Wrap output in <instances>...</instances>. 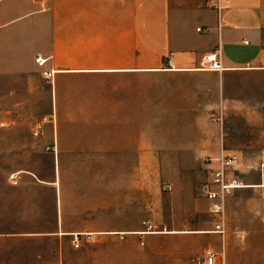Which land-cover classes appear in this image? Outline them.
<instances>
[{"label":"crops","instance_id":"obj_1","mask_svg":"<svg viewBox=\"0 0 264 264\" xmlns=\"http://www.w3.org/2000/svg\"><path fill=\"white\" fill-rule=\"evenodd\" d=\"M210 53L220 69L201 67ZM0 81L14 108L42 92L49 116L76 109L59 145L55 124L41 137L51 176L31 164L0 179V264H116V248L134 247L108 237L151 234L113 203V173L132 170L133 107L175 109V155L264 156V0H1ZM255 176L242 174L249 186L223 199L224 217L229 195L264 196ZM129 182L119 188L130 197ZM183 220L171 234H201ZM257 230L254 264H264V225ZM85 234L75 249L72 236Z\"/></svg>","mask_w":264,"mask_h":264},{"label":"rangeland","instance_id":"obj_2","mask_svg":"<svg viewBox=\"0 0 264 264\" xmlns=\"http://www.w3.org/2000/svg\"><path fill=\"white\" fill-rule=\"evenodd\" d=\"M58 80L55 85L58 87ZM0 84L2 82L0 81ZM0 85V179L8 178L13 172L36 164L43 176H51L49 158L42 154L50 150L47 141H42L46 127L55 124L57 144L59 145V127L66 112L76 109H56L53 117L40 107L48 98L45 93H35L32 107H12V93L1 89ZM58 93V92H57ZM59 99V93L57 94ZM87 119H92L91 108H84ZM64 111V114H63ZM55 122V123H54ZM183 126V125H181ZM181 136V135H180ZM187 140H176L180 148H185ZM90 146L91 139L83 141ZM53 146H55L53 144ZM131 172L113 173L116 181V214L126 209L132 228L136 225L146 227L148 234L129 235L128 237H108L105 243L126 244L134 248H116V264H133L146 260L147 264H196L205 249L218 250L219 237L205 234L213 228L215 220L209 208L211 201L202 192L208 182V171L203 163L202 154L175 155V109L169 108H132L131 133ZM31 151V152H28ZM147 151V154L139 155ZM184 151V150H180ZM264 156L246 155L242 163L255 162ZM244 170V166H241ZM256 182L258 176H255ZM131 181V196L128 187L123 193L119 181ZM249 181V179H247ZM244 195H229L226 201L227 246L225 264H254L255 248L258 240V223L264 225V219L257 220L258 212H264V196L245 190ZM111 202V200H110ZM183 216V222L189 230H200L184 235L175 233V218ZM151 228H149V227ZM144 230V229H143ZM165 232V233H164ZM143 243V244H142ZM134 249V252L132 251ZM140 253V254H139ZM141 255V256H140ZM108 255L102 256L106 260ZM102 260V259H101Z\"/></svg>","mask_w":264,"mask_h":264},{"label":"built area","instance_id":"obj_3","mask_svg":"<svg viewBox=\"0 0 264 264\" xmlns=\"http://www.w3.org/2000/svg\"><path fill=\"white\" fill-rule=\"evenodd\" d=\"M1 1V0H0ZM42 3V0H38ZM200 31V29H197ZM36 63L42 66L40 57L36 58ZM219 59L215 54L205 56L202 68L208 70L220 69ZM46 79L51 77V73H44ZM203 163L208 171L209 180L202 187V192L206 199L212 202L209 211L213 214L212 233L221 237V248L217 251L213 249H205L201 258H198L196 264H225V235L226 224L223 213V199L235 189L249 186L243 185L242 174L247 173L258 174L260 186H264V157L249 163H242L240 156L229 153L224 149H220L214 156H206L203 158ZM244 166V171L241 169ZM91 234L74 235L72 236V245L75 249L79 248L82 238L86 241L91 239Z\"/></svg>","mask_w":264,"mask_h":264},{"label":"bare ground","instance_id":"obj_4","mask_svg":"<svg viewBox=\"0 0 264 264\" xmlns=\"http://www.w3.org/2000/svg\"><path fill=\"white\" fill-rule=\"evenodd\" d=\"M148 233V232H147Z\"/></svg>","mask_w":264,"mask_h":264}]
</instances>
